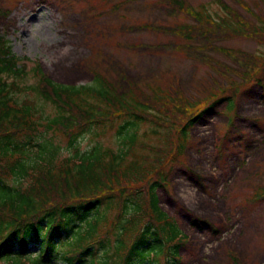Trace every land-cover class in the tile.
I'll list each match as a JSON object with an SVG mask.
<instances>
[{
    "label": "rangeland",
    "instance_id": "374dc122",
    "mask_svg": "<svg viewBox=\"0 0 264 264\" xmlns=\"http://www.w3.org/2000/svg\"><path fill=\"white\" fill-rule=\"evenodd\" d=\"M186 1L237 25L216 0ZM219 1L247 25L264 26V0ZM198 25L168 0H0V36L55 83L88 85L101 74L120 93L134 83L146 96L180 97L191 108L211 99L215 105L187 131L181 151L171 124L148 119L139 126L135 155L161 164L152 176H164L158 207L187 237L179 264H233L228 251L239 264H264V197L254 199L264 190V38L207 24V37L189 40L179 32ZM151 116L166 121L157 112ZM122 123L93 127L71 147L62 137L54 142L61 157L74 146L81 153L96 145L117 150ZM115 215L107 214L104 230ZM51 264L64 263L57 258Z\"/></svg>",
    "mask_w": 264,
    "mask_h": 264
},
{
    "label": "trees",
    "instance_id": "16d2710c",
    "mask_svg": "<svg viewBox=\"0 0 264 264\" xmlns=\"http://www.w3.org/2000/svg\"><path fill=\"white\" fill-rule=\"evenodd\" d=\"M216 2L235 27L186 0H168L174 10L201 25L182 26L181 35L189 40L207 37L212 33L202 27L207 24L214 31L264 38V26L247 25ZM26 62L30 61L14 55L0 36V261L51 264L59 258L64 264H160L164 257L163 264H179L178 250L187 238L158 207L156 189L164 176H152L161 164L155 167L136 157L138 129L148 119L169 128L171 124L180 137L175 149L181 151L187 131L215 103L209 99L192 109L180 97L146 96L134 83L120 93L101 74H94L88 85L58 84L38 63L29 67ZM153 112L166 121H157ZM121 120L117 150L96 145L81 153L74 146L71 155L61 157L54 142V136L62 137L71 147L91 128L108 123L112 127ZM262 197L264 190L254 195L255 200ZM112 211L116 215L104 230ZM228 255L239 264L234 252Z\"/></svg>",
    "mask_w": 264,
    "mask_h": 264
}]
</instances>
